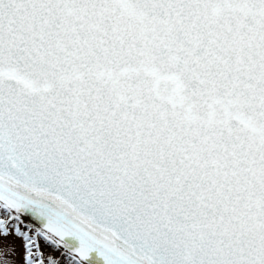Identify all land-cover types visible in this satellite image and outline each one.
Instances as JSON below:
<instances>
[{"label": "snow or ice", "instance_id": "obj_1", "mask_svg": "<svg viewBox=\"0 0 264 264\" xmlns=\"http://www.w3.org/2000/svg\"><path fill=\"white\" fill-rule=\"evenodd\" d=\"M0 264H264V0H0Z\"/></svg>", "mask_w": 264, "mask_h": 264}]
</instances>
